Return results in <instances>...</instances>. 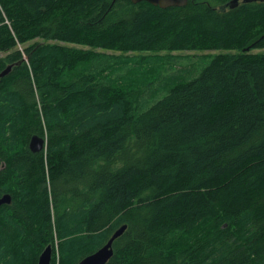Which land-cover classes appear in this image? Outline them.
Returning <instances> with one entry per match:
<instances>
[{"label":"trees","instance_id":"16d2710c","mask_svg":"<svg viewBox=\"0 0 264 264\" xmlns=\"http://www.w3.org/2000/svg\"><path fill=\"white\" fill-rule=\"evenodd\" d=\"M231 1L0 0V264L124 225L107 264H264V3Z\"/></svg>","mask_w":264,"mask_h":264},{"label":"water","instance_id":"95a60500","mask_svg":"<svg viewBox=\"0 0 264 264\" xmlns=\"http://www.w3.org/2000/svg\"><path fill=\"white\" fill-rule=\"evenodd\" d=\"M133 4L137 3H148L154 7H159L161 9H167L172 7H183L187 4L188 0H130ZM239 2L242 3H264V0H232L229 4V8L236 7ZM12 70V66L6 67L1 73H0V79L7 76L10 71ZM44 139L33 136L31 137L29 141V150L32 153L40 152L43 149L44 146ZM11 202V198L9 195H4L2 198H0V206L1 205H8ZM126 225L120 227L117 231L113 233L111 238L108 240V242L99 250H97L95 253L85 257L77 264H107L108 261L111 259L113 255V243L114 241L119 238L126 230ZM52 257V250L51 247L48 246L42 254L39 256L38 263L37 264H50Z\"/></svg>","mask_w":264,"mask_h":264},{"label":"rangeland","instance_id":"374dc122","mask_svg":"<svg viewBox=\"0 0 264 264\" xmlns=\"http://www.w3.org/2000/svg\"><path fill=\"white\" fill-rule=\"evenodd\" d=\"M79 48V47H78ZM110 55V53H108L107 52V55ZM206 54H212V52H210V53H204V55H206ZM171 56H174V55H180V54H170ZM183 55H189V58H186L187 60H184V61H195L196 59H194V57L195 56H193L194 54H192V53H184ZM199 55V54H198ZM176 68H178V66L176 67Z\"/></svg>","mask_w":264,"mask_h":264},{"label":"bare ground","instance_id":"6f19581e","mask_svg":"<svg viewBox=\"0 0 264 264\" xmlns=\"http://www.w3.org/2000/svg\"><path fill=\"white\" fill-rule=\"evenodd\" d=\"M12 185V184H11ZM17 187V186H16ZM18 189V188H17ZM15 190V189H14ZM19 190V189H18ZM11 191H13V190H11ZM20 193V192H19ZM15 195V194H14ZM17 195V194H16ZM20 196H21V193H20ZM14 197V196H13ZM17 197H18V195H17ZM20 199V198H19ZM20 201H21V199H20ZM54 249V248H53Z\"/></svg>","mask_w":264,"mask_h":264},{"label":"flooded vegetation","instance_id":"af4514ba","mask_svg":"<svg viewBox=\"0 0 264 264\" xmlns=\"http://www.w3.org/2000/svg\"><path fill=\"white\" fill-rule=\"evenodd\" d=\"M4 195H7V194H4ZM4 195H2L0 198H2ZM6 205V204H5Z\"/></svg>","mask_w":264,"mask_h":264}]
</instances>
